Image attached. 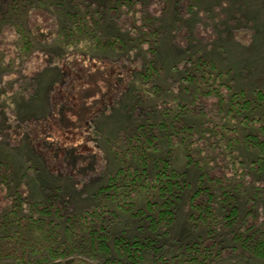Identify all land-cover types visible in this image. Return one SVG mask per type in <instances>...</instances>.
I'll return each instance as SVG.
<instances>
[{"label":"rangeland","instance_id":"obj_1","mask_svg":"<svg viewBox=\"0 0 264 264\" xmlns=\"http://www.w3.org/2000/svg\"><path fill=\"white\" fill-rule=\"evenodd\" d=\"M12 1L0 0V219L12 215V210L27 215L30 204L43 202L54 212L47 220L63 226L68 215L104 206L107 199L99 191L120 169L118 152L125 150V137L136 134L139 126L175 117L181 106L195 100H202L208 112L212 110L214 97L198 90L218 84L211 81L205 87L189 82L188 70L203 75L212 64L216 70L211 72L214 76L221 73L223 86H230L235 93L245 92L250 99L258 93L264 96V0H19V9ZM136 8L141 13H136ZM78 9L93 14L102 38L120 35L127 39L126 58L146 65L155 58L165 68L164 73L160 77L155 73L147 80L144 77L151 73L128 70L119 51L81 52L70 46L59 34L72 22L69 11ZM149 22L157 34L150 50L142 43L146 36L140 32L147 28H142V23ZM18 25L24 34L16 32ZM26 34L31 47L24 43ZM86 39L91 44L92 37L91 41ZM109 88L112 94L108 95ZM87 90L93 93L87 94ZM222 92L229 96L227 88ZM63 105L72 123L79 118L71 111L85 106L97 112L81 127L74 123L67 126L59 123ZM193 123L197 128L203 126L209 145L214 138L235 137L231 131L224 134L222 128L228 124L224 115L217 117L210 112ZM238 128L240 143L232 156H228V149L221 150V158L207 154L212 163H205L206 172L231 178L236 158L243 163L235 175L250 171L248 165L256 153L245 147V133L259 129L245 131L241 124ZM204 143L200 141L195 149L178 148L174 159L175 168L188 173L192 188L179 207L173 238L167 241L172 255L183 243L204 237L206 232L196 228L187 211L191 194L201 184V172L189 163V156L204 160ZM74 155L77 159L71 160ZM253 181L239 193L244 198L242 217L249 214L264 227V174L254 175ZM206 183L218 193L223 191L214 181ZM138 203L145 205L141 199ZM112 209L121 213L114 206ZM108 217L121 231L139 227L131 215ZM220 236L224 249L211 264H264V260L237 249L229 235ZM71 260L47 264H68ZM88 261L104 264L106 257ZM0 264L15 262L0 260Z\"/></svg>","mask_w":264,"mask_h":264},{"label":"trees","instance_id":"obj_2","mask_svg":"<svg viewBox=\"0 0 264 264\" xmlns=\"http://www.w3.org/2000/svg\"><path fill=\"white\" fill-rule=\"evenodd\" d=\"M18 1L13 0L11 4L19 9L21 4ZM135 11L141 13L137 8ZM69 14L72 22L65 24L59 36L66 38L70 46H77L81 52L119 51L122 54L120 61L128 65V70L142 69L151 73L144 77L147 80L154 78L155 73L157 77L161 76L162 71L164 73L165 68L155 58L151 59L149 65L126 58L123 53L128 50L129 45L122 36L115 35L112 39L99 36L92 13L78 9L69 11ZM146 24L142 23V28L147 26L148 29L140 31L146 38L141 39L150 50L154 47L153 41L157 34H154L150 22ZM140 27L138 26V30ZM16 32L24 34L19 25ZM37 35L42 38V34ZM27 36H23L26 39L24 43L31 47L32 42ZM91 37V44L85 42L88 40L86 38L91 41ZM38 40L41 41L39 38ZM208 68L209 71L206 70L203 75L188 70L186 79L194 84L200 82L205 87L211 81L218 84L217 87L206 89L208 91L198 90L202 95L214 97L212 110L208 112L203 109L202 100L201 103L195 100V103L181 106L175 117L161 119L148 127L139 126L135 130L136 134L130 138L125 137V152H118L120 169L99 191L107 199L104 206L68 215L63 220V226L55 220H47L54 212L43 202L30 204L27 215L12 210V215L8 213L0 219V260L11 259L15 264H47L54 260L72 259L68 264H91L89 258L96 260L103 255L106 257L104 264H211L224 249L221 234L229 235L236 248L245 255L264 260V227H259L252 217L249 218V214L246 218L242 217L244 198L239 194L254 183V175L264 174V118H261L264 114V96L258 93L254 99H250L245 92L235 93L230 86H223L221 73L213 75L211 70H216L215 66L208 64L206 69ZM225 88L229 94L227 98L225 92H222ZM93 90L86 92L93 93ZM111 90L108 89V95L112 94ZM87 94L86 97L89 96ZM93 110L94 108L83 106L80 111H71L76 112L79 118L77 123L73 122L74 125L81 127L83 123L90 121L97 112ZM66 111L65 106L60 110L59 123L72 126ZM206 111L217 117L224 115L228 124H224L223 132L226 134L231 131L235 137L214 138L209 145L205 131H201L203 126L197 128L193 123V120L202 118V115H208ZM57 112L59 113L58 108ZM240 124L245 131L249 127L259 129V133H245V147L256 153L255 159L248 165L250 171L243 172L240 176L235 175L236 168L243 163L236 158L231 178L228 174L221 177L206 172L205 163H212L207 154H215L217 158H221V150L228 149V156H232L230 153L240 143ZM203 140L205 145L201 148L204 160H195L189 156V163L194 164L201 172L198 177L201 184L191 194L187 211L196 228L206 229V232L204 237L199 236L183 243L176 254L172 255L169 253L171 244L169 246L167 241L170 237L173 238L179 207L192 188L188 173L177 170L174 159L178 148L195 149ZM164 147L167 148L166 151ZM154 152L162 155L155 156ZM73 159L77 157L74 155L71 160ZM207 180L216 182L223 191L218 193L210 188ZM139 199L145 201L144 207H140ZM113 206L121 213L113 210ZM108 214L117 215V218L131 215L138 221L139 227L134 232L124 229L121 231ZM12 218L15 220L12 221Z\"/></svg>","mask_w":264,"mask_h":264}]
</instances>
